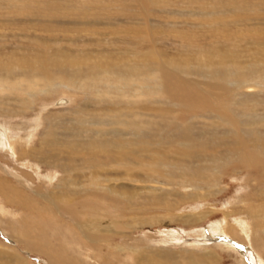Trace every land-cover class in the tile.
<instances>
[{"label": "bare ground", "instance_id": "bare-ground-1", "mask_svg": "<svg viewBox=\"0 0 264 264\" xmlns=\"http://www.w3.org/2000/svg\"><path fill=\"white\" fill-rule=\"evenodd\" d=\"M181 1L192 13L206 19L204 22L201 19L197 20L200 21L203 30H208L207 32L212 34H223L228 21L215 16L230 13L236 15L231 17V21L236 20V24L244 26V30L254 34L257 28L246 29V26L252 19L259 21L261 17L259 12L261 9L264 10V0ZM101 3L103 4L91 0H0V33L2 29L11 31L7 23L11 24L17 18H23L27 24L22 28L16 27L17 36L23 40L24 51L20 55L14 52L6 53L7 57L0 55V110H4L0 117L9 120L22 118L35 109L37 102L45 101L52 95L57 96L52 104L62 108L61 106L67 102L78 100L77 94L82 93L87 97L85 100L94 98L93 107L86 109V106H75L69 118L71 125L66 127L72 126L74 122L75 125H79V130L84 134L89 133L97 141L96 146L90 144L93 148L88 146L93 151L88 154L91 150H85L84 147L76 148L69 140H62L59 135L64 128L61 126L64 120L58 121V126H55L53 117L44 114L46 108L51 105L47 102L43 104L33 123L25 121L26 126L18 127L10 124L1 125V159L3 157L7 163L16 164V167L14 165L15 169L10 171L6 166L7 170L2 166L4 164H0V172L5 175L0 173V225H6L7 229L2 228L12 233L11 235L0 229L3 235L7 233L11 235L6 237L5 242L0 241V260H3L0 264H26L20 254L23 250L16 248L15 241L24 250L43 255L55 264H83L78 256L89 261L95 258L94 260L97 259L100 264L103 247L110 255L107 260L110 264H176L178 261L174 260L177 257L174 255L175 250L166 245L185 242L177 235L180 233L172 232L174 237L178 236L177 239L159 238L157 243L160 247L145 235L146 239L142 240L145 243H128L125 231L130 230L129 215L139 211L143 213L146 210L154 211L149 214L152 217L140 224L141 230L140 227L153 224L151 220L157 223L160 221L161 215L159 216L157 211H163L168 217L171 216L170 218L180 211L177 210L178 206L175 203L168 204V201L165 203L164 197L168 195L187 198L189 202L190 199L206 201L209 194L203 193L205 192L203 186L208 189L207 184H215L213 186L216 189L209 192L212 196H219L221 188L218 182L228 167L233 168L234 176L240 175L241 170L242 173L260 171L262 177L259 173L261 178L255 174L252 181L256 186H250L245 182L246 187L253 188L255 193L248 191L244 193L242 189L233 200L227 201L228 209L223 211H228L229 215L234 213V217L230 215L232 223L227 222L228 213H225L224 220L212 222L204 232V229L199 232L194 229L196 231L191 230L188 234L184 232L191 242L189 245L180 246L178 252L183 255L185 264H210L217 261L220 257L216 256L214 252L216 250L234 255L237 259L236 264H264L263 34L249 36L254 47L259 48L253 50L251 57H245L241 50L225 53L217 51L214 54L217 62L198 61L191 67L177 66L180 63H176L177 65L172 64L169 67L162 59V52L157 48L159 37L154 29L156 25H153L150 19V12L154 9L167 11L168 8L164 9L163 2L116 0L115 4L119 3L120 7L110 4L105 6V3L104 5ZM245 3L249 4L248 6L252 5L253 10L257 9L253 16L245 9ZM180 7L183 8L181 5ZM80 20L107 25H118V21L121 20L126 23V27L124 25L123 29L118 26L120 29L115 30L108 28L109 33L102 34L113 37L109 44H106L107 40L105 43L98 42L95 54L85 49L81 57H76L72 55L76 50L72 53L67 50L66 41H70L67 34L68 31H74L77 35L83 29L78 27L80 31L74 30V27L67 29L66 24L67 21H71L78 25L77 21L82 23ZM119 25L123 26L120 23ZM70 33V36H73V32ZM96 33H100L99 29L94 32ZM3 37L0 36V51L3 47L6 48L4 45L9 44ZM11 37L15 38L14 34L11 33ZM97 41L100 39H96L95 42ZM233 41L237 45L240 41L246 40L233 36ZM69 44H72V41ZM228 44L233 45L232 39H227L226 45ZM121 45L127 50L131 47L129 50L133 51L134 55L130 51L129 53L133 58L125 60L129 53L117 50L122 56L117 55L118 59L116 58L114 62L113 53L108 52ZM143 47L147 50H142ZM246 60L248 63L243 64L242 62ZM65 91L70 92V97L64 95ZM130 96L135 100H142L144 96L146 100V96H150L153 100L138 106L137 103L131 102ZM160 96L164 101H158ZM165 105L167 109L161 108ZM178 108H192L193 111L199 112L201 115L197 116L202 121L197 123L202 125L203 131L209 133L211 127L222 130L223 134L220 133L217 139L213 138V141L214 139L216 141H212L222 156L220 154L217 156L214 149L210 153L208 149L210 146H204L205 143L197 141L195 119L192 120V124L191 119L175 122L181 111H178ZM69 120H65V123H69ZM156 120L161 125L155 124ZM116 127L119 128L118 131ZM38 133L39 146L34 147L31 144ZM206 134L204 136H208ZM211 134L213 135V132ZM83 139H79L80 142ZM134 152L139 155L132 156ZM98 153L104 156L102 154L96 156ZM63 156L68 159L65 160ZM40 164L52 169L53 172L41 175L38 173L41 169ZM105 168H123L125 171H121L118 176L111 172L113 169L103 171ZM208 177H212L213 180H206ZM13 180L20 185L19 188L18 184L16 187L13 185L15 184L12 183ZM128 180L139 185V192L135 191L137 195H133L137 196L135 198L131 196L132 194L128 195L122 189L123 186L116 189L117 182ZM256 187H260L261 190L260 188L255 190ZM140 193L152 197L153 204L145 208L146 210L141 208L142 200L138 196ZM197 193L199 197H195ZM249 200L253 205L259 202L260 206L249 208L251 207ZM137 202L141 207L132 209L131 205H137L133 204ZM180 202L182 204L184 201ZM144 205H147V201ZM236 205H241L242 209L241 207L234 209ZM194 206L196 210L203 207L201 204ZM243 206H248L249 209ZM237 212L242 216H237ZM64 215L72 219L67 223L73 228L66 237H72L73 231L78 235V238L70 243L57 244L58 242H54L50 237L54 234L48 232L44 225L36 224L34 220L41 222L46 217L49 219L48 225L51 224L52 228H55L60 225L57 219L65 217ZM202 215L204 214H200ZM169 219L167 224L176 222L175 219L174 221ZM191 221L192 218H187L183 223L187 225ZM13 223L16 228L13 227ZM84 224L90 229L86 230ZM112 230L122 233V237H116L120 239L116 246L110 244V240L116 235L111 233ZM52 231L57 233V229ZM205 236L213 237L211 244L208 245L206 241L204 243ZM149 240L152 241L148 244ZM198 250L202 252L197 253ZM94 263L98 264L97 261Z\"/></svg>", "mask_w": 264, "mask_h": 264}, {"label": "rangeland", "instance_id": "rangeland-1", "mask_svg": "<svg viewBox=\"0 0 264 264\" xmlns=\"http://www.w3.org/2000/svg\"><path fill=\"white\" fill-rule=\"evenodd\" d=\"M92 1H100V2H103V4L102 5H104V3H105V6H107V5H112V6H116V7H120L121 5L119 4V3H117V5L115 4L116 3V0H91V2ZM157 2H163V4H165L164 5V9H167V11H164V12H162V11H160L159 10V8L158 9H154L153 11H151L150 13H151V15H150V19L153 21L152 22V24L153 25H156L155 27H154V29H155V32H156V34H157V37H159L158 38V40H159V42H158V45H157V48L159 49V51H161L162 52V59L165 61V62H167V64L169 65V67L172 65V64H174V65H177L176 63H180L179 65H177V66H180V65H182V66H184V65H187V66H189V67H191L192 65H195V63L196 62H203V61H209V60H213V61H215V62H217V57L216 56H214V54H215V52H217V51H219V52H222V53H225V52H236V51H242L243 52V54H245V57H251L250 55L255 51V49H259V48H255L254 47V45L252 44V42H251V36L252 35H262L263 34V36H264V10L263 9H258V11L257 12H259V10H260V12H259V14H261V17H260V19H259V21H255V20H253L252 19V21H249L248 22V24L249 25H247L246 26V29L249 27V28H251V27H254L255 29L257 28V31H256V33H254V34H252V33H250L248 30H244V26H242V27H240L239 26V24H236V20L233 22V21H231V17L232 16H234L235 14H232V13H230V14H228V15H222V16H215L216 18H224V19H226V20H228L227 21V25L225 26V28L223 29V34L222 33H214V34H212L211 32H207L208 30H203V28L201 27V24H200V21H198L197 19H201L203 22L206 20L204 17H200V15L198 14H196V13H192V11H191V9H188V8H186V6H184V5H182V3H184L183 1H181V0H156ZM165 1V2H164ZM182 2V3H181ZM78 4H79V2H78ZM180 5L183 7V8H181L180 7ZM246 5V6H245ZM249 4H247V3H245L244 4V7H245V9L247 10V12L250 14V15H254L255 14V12H256V10H253L254 8H253V6L251 5V6H248ZM170 7V8H169ZM250 9H249V8ZM178 8H180L179 10H178ZM252 8V9H251ZM170 9V10H169ZM263 10V11H262ZM160 11V12H159ZM162 12V13H161ZM254 12V13H253ZM263 13V14H262ZM236 16V15H235ZM20 19V18H19ZM18 18H17V20L16 21H14V22H12L11 24H10V22L9 23H7V27L9 28L10 27V30L12 31H9V29L7 30V29H2L1 30V33H0V36L1 37H3V38H6L5 40L7 41V43H9L8 44V46L7 45H4L6 48H2V50L0 51L1 53H0V55L1 56H3V57H7V54L8 53H18L19 55H20V53L22 52V51H24V48L22 47V46H24L22 43V41L20 40V37L19 36H17L18 34H17V30H16V27H24V26H26L27 24H25V21L24 20H22V19H20L19 20ZM79 21V20H78ZM77 21V23H79L81 26H79V24L78 25H76V24H74L73 22L71 23V21H67V24H66V27H67V29L69 28H71L72 29V27H74V30L76 29V30H79V29H77V27L78 28H82L83 30L81 31V33L80 34H75L74 33V31H68V34H67V36L69 35V37H67L68 38V40H70V41H66V45H67V50H69L70 51V53H72V51H74V50H76V51H74L73 53L74 54H72V55H76V57L78 56V57H81L82 55H83V50H88V51H90L92 54H95L96 52H97V46H96V43H98V42H100V43H105V41L107 40V43L106 44H109V41H110V39H112L113 37H110V36H105L104 34L105 33H109V30H111V29H120V28H123L124 29V25L126 24V23H124V21H121V20H119L118 22L120 23V24H122L123 26H121V25H119V23H118V25L117 24H110V25H107V24H105V23H101V22H98V24L97 23H91L90 21H88V22H85V20L83 21H81L82 23H84V24H82V23H80V22H78ZM24 23V24H23ZM251 24H253V25H251ZM14 25V26H13ZM87 25V26H86ZM114 25H117V27L116 26H114ZM120 28H119V27ZM11 27H13V28H15V29H13V28H11ZM76 27V28H75ZM87 27V28H86ZM94 29H93V28ZM125 27H126V25H125ZM97 28V29H96ZM108 28H109V30H108ZM174 28V29H173ZM92 29V30H91ZM98 29H99V31H100V33H96V34H94V32H96V31H98ZM101 29V30H100ZM96 30V31H95ZM104 30V31H103ZM80 31V30H79ZM89 31V32H88ZM108 31V32H107ZM173 31V32H172ZM8 32V33H7ZM70 32H73V36H70ZM258 32V33H257ZM6 33V35H4ZM11 33L12 34H14V36H15V38L14 37H11ZM102 33H104V34H102ZM211 33V34H210ZM10 34V35H9ZM3 35V36H2ZM82 36V37H80V36ZM145 35V34H144ZM251 35V36H250ZM10 36V37H9ZM79 36V38H76V37H78ZM101 36H102V38H101ZM233 36H237L238 38H244V40H246V41H244V42H239V44H237V45H235L234 44V41H233ZM250 36V37H249ZM70 37H72V38H70ZM74 37H75V39H74ZM104 37V38H103ZM107 37V38H106ZM110 37V38H109ZM90 38V39H89ZM100 39V41H97V42H95L96 41V39ZM166 38V39H165ZM72 39V40H71ZM103 39V40H102ZM109 39V40H108ZM227 39H232V43H233V45H226V43H227ZM12 40V41H11ZM76 40V41H75ZM14 41V42H13ZM16 41V42H15ZM71 41H72V44H69V43H71ZM91 41V42H90ZM94 41V42H93ZM102 41V42H101ZM75 43V44H74ZM92 43V44H91ZM69 44V45H68ZM77 44V45H76ZM88 44V45H87ZM117 44V43H116ZM213 44V45H212ZM9 45H11V46H9ZM21 45V46H20ZM75 45V46H74ZM85 45V46H84ZM93 45H94V47H96V48H94L93 47ZM15 46H16V48L17 49H15ZM70 46H72V48L70 47ZM76 46H78V47H76ZM84 48H83V47ZM88 46H91V47H88ZM215 47V48H212V47ZM20 47V48H19ZM75 47V48H74ZM86 47V48H85ZM118 47H120V46H117V47H115V48H113L112 49V51H110V52H108V53H113V58H114V62H116V60L118 59V56L120 55V56H122V54H120V52L119 51H117V50H120V51H122V52H124L125 54H127V52L129 53V51H130V53H132L133 54V51H131V50H127V48L126 47H123L122 45H121V47L118 49ZM123 47V48H122ZM22 48V49H21ZM82 48V50H80ZM87 48H89V49H87ZM92 48V49H91ZM181 48V49H180ZM147 50V48L146 47H143L142 48V50ZM19 50V51H18ZM145 50V51H146ZM254 50V51H253ZM82 51V52H81ZM117 51V52H116ZM107 52V51H106ZM115 52V53H114ZM4 53V54H3ZM7 53V54H6ZM82 53V54H81ZM102 53H104V52H102ZM116 53H118V54H116ZM128 54L129 56H125V60H127V58H128V60L129 59H131V58H133L132 56H130V55H132V54ZM6 54V55H5ZM17 54V55H18ZM208 54H213V56H209ZM249 54V55H248ZM118 55V56H117ZM134 55V54H133ZM9 56V55H8ZM117 56V57H116ZM14 57H18V56H14ZM130 57V58H129ZM117 58V59H116ZM166 58V59H165ZM215 58V59H214ZM116 59V60H115ZM202 59V60H201ZM243 64H247L248 63V60H246V61H244V62H242ZM65 93L66 94H64V95H69V93L67 92V91H65ZM60 94H58V96H59ZM68 97H70V95L68 96ZM77 97H79L78 98V100H76L75 102L74 101H71V102H67V104H65L64 106H61L62 108H60V107H58V106H56L55 107V105L54 104H52L55 100H56V98H57V96H51L50 98H46V100L45 101H41L40 100V102H37L36 103V105H35V109H33L32 111H30V112H28V113H26L25 115H24V117H20V118H13V119H6V118H4V117H0L1 119H0V127H1V125L3 126H6V125H13L14 127H18V126H26L25 124H26V122L27 123H29V122H31V123H33L34 122V119H35V117H36V115L38 114V112L42 109V107H43V104H45L46 102L48 103V104H51L50 106H48V108H46L47 110H46V112H44V114L45 113H47V115L48 114H50L49 116L51 117H53V123L55 124V126H58L57 124H58V121H60V120H64L63 122H64V124L65 125H63V122L61 123V126H62V128L63 129H61V132H60V135H59V137H61V139L62 140H65V141H68L69 140V143L71 144V145H73V146H76V148L77 147H79V148H82V147H84L85 148V150H88V151H90L89 153H88V151H86L85 153H86V156L88 155V154H90V153H92L93 151H92V149H90L88 146H90L91 148H93L91 145H94V146H96L97 145V141L95 140V139H93L92 137V135H89V133H87V134H84V132L82 131V130H79L80 128L78 127L79 125H75V123L74 122H72V126H69V127H66V126H68V125H71V123H70V120H69V118H71V114H72V112H71V110L72 109H74V107L75 106H78V105H82V106H86L85 108L86 109H92V107H93V105H92V103L94 102V98L92 97V99H89V100H85L87 97L86 96H84V95H82V93H79V94H77ZM130 99H132V101L131 102H135V103H137L138 104V106H140V105H142V104H147V102H150V101H152L153 100V98L152 97H148V96H146V100H145V96L142 98V100H135V99H133L131 96L129 97ZM159 98V100L158 101H160L161 102V100H163V97H158ZM165 98V97H164ZM65 99H67V98H65ZM49 100V101H48ZM166 100V99H165ZM88 101V102H87ZM164 101V100H163ZM162 101V102H163ZM46 103V104H47ZM140 103V104H139ZM70 104H72V105H70ZM77 104V105H76ZM87 104V105H86ZM9 105V104H8ZM39 106V107H38ZM41 106V107H40ZM54 106V107H53ZM81 106V107H82ZM160 106H162V105H160ZM1 107H4V106H2L1 105ZM80 107V106H79ZM168 108L166 105L165 106H163V107H161V108ZM65 108V109H64ZM62 109V110H61ZM179 110L178 111H180L179 112V114H178V120H176L175 122H177V123H180V122H184L185 121V119H186V121L188 120V119H191V124H192V120L193 119H195V121H194V124H195V128H196V136L198 137V142H203V144H204V146H210L211 148H208L209 149V152L211 153L212 152V149H214L213 151H215L217 154V156H222L223 154H221V153H219V151L217 150V149H215V144H213L212 143V141H213V138H216L217 139V137L219 136V135H221V134H223V132H222V130H220V129H215L214 127H211V131H209V133H207V131L205 130V131H203V129H202V125L199 123H197V122H200V121H202L201 119H199L198 118V116H200L201 114H199V112H197L196 110L195 111H193L194 109H192V108H189V109H184V108H178ZM185 110V111H184ZM188 110V111H187ZM2 111H4V110H0V113L2 112ZM190 111V112H189ZM67 112V113H66ZM194 112V113H193ZM53 114H54V116H53ZM58 114H60L61 115V117L62 118H60V115H59V117H58ZM197 114H198V116H197ZM63 115V116H62ZM113 115V114H112ZM65 116V117H64ZM182 117V118H181ZM64 118H66V119H64ZM54 119H56V120H54ZM131 119V118H130ZM3 120H4V122H3ZM33 120V121H32ZM65 120L66 121H68L69 120V123L68 122H66L65 123ZM183 120V121H182ZM26 121V122H25ZM56 121V122H55ZM113 123H115V121L113 120ZM155 124H158V125H161L160 123H159V121H157L156 120V122H155ZM181 125V124H180ZM74 126V127H73ZM78 127V129H76L77 127ZM66 127V128H65ZM70 128V129H69ZM72 128H74V129H72ZM118 127H116V130L118 131L119 130V128L117 129ZM198 128V129H197ZM201 128V129H200ZM64 129H66V130H64ZM256 129H257V127H256ZM258 129H260V126H258ZM63 130V131H62ZM79 131V133L77 132V131ZM42 131V130H41ZM40 131V132H41ZM66 131H68V132H66ZM73 131V132H72ZM215 131V132H214ZM39 132V133H40ZM64 132V133H63ZM74 134H72V133ZM76 132V133H75ZM83 134H82V133ZM201 132V133H200ZM208 134V136H204L206 133ZM213 132V135L211 134ZM39 133H38V135L36 134V137H34V139H33V141H32V146H34V147H38L39 145H38V138H39ZM66 133H68V134H66ZM70 133H71V135H70ZM81 133V134H80ZM214 133H217L216 135L214 134ZM221 133V134H220ZM206 134V135H207ZM66 135V136H65ZM67 135H69V136H67ZM199 135V136H198ZM212 135V136H211ZM64 136H65V138H64ZM81 136H83V137H80ZM70 137V138H69ZM75 137V138H74ZM86 139H85V138ZM88 137V138H87ZM90 137V138H89ZM112 137V136H111ZM204 137H206V138H204ZM209 137H211V138H209ZM67 138V139H66ZM76 139V140H74V139ZM82 140L83 138V141H81L80 142V140ZM108 138H110V136L108 137ZM71 139V140H70ZM89 139H91V140H89ZM208 139V140H207ZM212 139V140H211ZM216 139H214V141H216ZM87 140V141H86ZM71 141H72V143H71ZM91 141H93L92 143H90ZM213 141V142H214ZM79 142H80V144H79ZM86 142V143H85ZM209 142V143H208ZM78 143V144H77ZM84 143V144H83ZM88 143V144H87ZM76 144V145H75ZM91 144V145H90ZM207 144V145H206ZM212 144V145H211ZM87 145V146H86ZM214 148H213V147ZM94 150V149H93ZM88 153V154H87ZM102 154V153H101ZM101 154H97L96 156H101ZM220 154V155H219ZM0 155H1V153H0ZM103 156H104V154H102ZM139 154H137L136 152H134L133 153V155L132 156H138ZM93 156V155H92ZM63 158L65 159V160H67L68 158H66V156H63ZM3 160V161H2ZM0 164L2 165V164H4V165H2L4 168H5V166H6V168H8V170H14L15 169V167H16V164H10V163H7L6 161H5V159H3V157H2V159H1V156H0ZM6 164H8V165H6ZM12 165V166H11ZM14 165H15V167H14ZM8 166V167H7ZM41 166V167H40ZM40 168L41 169H39L38 170V173L40 172V174L41 175H45V174H47V172L49 173V172H53V170L52 169H48V167H46V166H44V165H42V164H40ZM233 167H235V166H233ZM5 168V169H6ZM109 169V170H108ZM111 168H105L103 171H111L112 169L114 170H112L111 172H113V174L114 175H118L119 176V174L121 173V171L123 172V171H125L123 168H112L111 170H110ZM115 169H117L116 171H115ZM119 169V170H118ZM120 169H122V170H120ZM235 169V168H234ZM7 170V169H6ZM136 170V169H135ZM138 170V169H137ZM233 168L232 167H228V169H226V170H224V172H223V176L221 177L220 176V180H219V182H218V184H219V187L221 188V193L219 194V196H212V194L209 192V191H213V190H215L216 188H214V186H215V184H212V185H209V184H207V188L208 189H206V186H203V188H204V191L205 192H203V193H205V195H208V198H209V196H210V198L208 199H205L206 201H202L201 199H190V202H189V199H185V198H179V197H177V196H172V195H168V196H166V197H164L165 198V200H166V204H167V201H168V204H170V203H175V205H177L178 207H177V210H180V211H178V213H176L175 215H173V217L172 218H170L171 216H169L168 217V215H165V213L163 212V211H157L156 213L160 216V221H158V223H157V221H155L154 222V220L152 221L151 220V222L153 223V224H149L148 226L147 225H145V226H142V227H140L141 228V230L139 229V226H140V224H142V222H145V221H147L148 219H149V217H152L151 215L149 216V214L151 213L152 214V212H154L153 210H146L145 208H148V207H150V206H152V204H153V202H152V197L151 196H144L143 194H139L138 196L140 197V199L142 200V207H141V204L139 203L138 204V202L137 203H133V204H137V205H131V208L132 209H137L139 206L144 210H146V211H144V213H143V211H139V212H137V213H134V214H130L129 215V228H130V230H127V231H125V232H123V233H125L126 235H127V237H128V243H136V242H143L145 239H146V237H148V238H150V239H152L154 242L153 243H155V244H158L157 243V240H159V238L161 239V238H168V237H171V238H175V239H177L178 238V236L177 235H180L179 236V238H181L182 240H185V242H180V243H178V244H175V243H173V245L172 244H167L166 246L167 247H169V248H171L172 250H175L174 251V255H177V257H175L174 258V260L176 259L178 262L176 263V264H185L183 261V255H181V254H179V248H181L182 247V245H189V243L191 242V240H190V238H188L185 234H188L191 230L192 231H202L203 229V232L204 231H206V229H207V227H208V225H210L212 222H215V221H222V220H224L225 218H224V216L226 217V215H225V213H228V211L227 212H225V211H223V210H226V209H228V207L226 206V204H228L229 202H227L228 200L229 201H231V200H233L236 196H237V194H238V191L239 190H241V192H242V189H244L243 191H244V193H246L247 191L248 192H252V193H255V191H253L254 189L253 188H247L246 187V183H248L250 186L252 185V186H256V183L255 182H252L253 181V179H254V177L256 176V177H258V178H261L262 177V173H260V171H257V173L256 172H253L252 173V171H249L250 173H248V171H243V173H242V170H241V174L239 175V174H236L235 176L233 175ZM239 171V170H238ZM118 172V173H117ZM237 172V171H236ZM246 172V173H245ZM1 173V172H0ZM134 173H137V172H135L134 171ZM221 173H222V171H221ZM248 173V174H247ZM258 173L260 174V176L261 177H259V175H258ZM2 174V173H1ZM254 174V175H253ZM256 174V175H255ZM2 175H4V174H2ZM232 175V176H231ZM247 177H246V176ZM5 176V175H4ZM240 176V177H239ZM7 177V176H6ZM207 177V176H206ZM249 177V178H248ZM8 179H11V178H9V177H7ZM209 178V179H208ZM208 178H206V180H213V178L212 177H208ZM247 179V180H246ZM15 181L13 180L12 181V183H14ZM124 182V183H123ZM246 182V183H245ZM252 182V183H251ZM16 184V185H15ZM15 184H13L15 187L17 186V184L18 183H16L15 182ZM131 184H134V185H131ZM135 184H137V183H135V182H131V181H119V182H117L116 183V189L117 188H120L121 189V186H123L124 188H122V189H124L127 193H128V195H131L132 197H137V196H133V195H137V193L139 192L138 190V188H139V185L137 184L136 186H135ZM214 185V186H213ZM241 185V186H240ZM19 184H18V186H17V188H19ZM135 188V189H133V187ZM138 186V187H137ZM141 186H144V185H141ZM245 186V187H244ZM242 187V188H241ZM130 188V189H129ZM260 188V187H256V189L255 190H258V189ZM128 189H129V192H128ZM167 189V188H166ZM247 189V190H246ZM253 189V190H252ZM133 190H134V192L136 191H138L137 193L135 192H133ZM208 190V191H207ZM252 190V191H251ZM260 190H261V188H260ZM121 191V190H120ZM216 194H218V192L217 191H214ZM247 192V193H248ZM130 193V194H129ZM207 193V194H206ZM198 195V193L196 194V196L195 197H199V196H197ZM144 196V197H143ZM202 196V195H201ZM173 197V198H172ZM175 197V198H174ZM233 197V198H232ZM145 198V199H144ZM149 199V200H148ZM181 199V200H180ZM231 199V200H230ZM179 200V201H178ZM184 201V202H182V204H181V202L180 201ZM185 200H186V202H185ZM198 200V201H197ZM143 201L146 203V201H147V205H144L143 206V204H145V203H143ZM178 201V202H177ZM197 201V202H196ZM188 202V203H187ZM251 202V200H249V203ZM178 203V204H177ZM209 203V204H208ZM254 203V202H253ZM148 204H150V205H148ZM199 204H201L203 207L201 208V210L200 209H197V210H199V211H197L196 209H194L193 208V206L194 205H199ZM211 204V205H210ZM260 203L259 202H257V204L255 203L254 205L252 204V203H250V205H251V207H249V208H254L253 206H260L259 205ZM181 205V206H180ZM213 205V206H212ZM184 206V207H183ZM209 206H211V207H209ZM195 207V206H194ZM206 207V208H205ZM226 207V208H225ZM237 207L238 208H240L241 207V209H242V206L240 205H236V206H234V209H237ZM243 207H246V208H248V206H243ZM208 208H210V209H208ZM246 208H244V209H246ZM248 208V209H249ZM256 208V207H255ZM193 209V210H192ZM203 209V210H202ZM214 209V210H213ZM212 210V211H211ZM217 210H219V211H217ZM196 211V212H195ZM194 212H195V214H194ZM202 212V213H201ZM205 212H207L206 214H205ZM208 212H209V214H208ZM211 212H212V215H211ZM222 212H223V214H222ZM186 213H190V214H187L186 215ZM196 213H198V214H196ZM146 214H147V216H148V218H147V216H146ZM178 214H179V216H178ZM200 214H204V215H202V216H200ZM240 213L239 212H237L236 213V215L237 216H242V214L241 215H239ZM181 215H183V216H185V217H181ZM196 215V216H195ZM209 215V216H208ZM230 215H233V217H234V213H231ZM229 215V213H228V215H227V218L228 219H226L227 220V222L228 223H232V217ZM65 217H61L59 220L57 219V223H60V225L58 226H55V228H52L53 227V225H51V224H49L48 225V221H47V219H46V217L43 219V220H41V222H40V220H36V219H34L35 220V222H36V224H41V225H44V228L48 231V232H50L51 234H54V235H50V237H52L53 238V241L54 242H58L57 244H63V242L64 243H70L73 239H77L78 238V235H77V233L75 232V231H73L72 233H71V235H72V237H70V238H67L66 236L68 235V232L69 231H71V230H73V228L70 226V225H68V223H69V220H72L71 218H66V215H64ZM137 216V217H136ZM145 216V217H144ZM178 216V217H177ZM189 216V217H188ZM197 216H200V218L199 217H197ZM130 217H133V218H130ZM168 217V218H167ZM175 217V218H174ZM194 217H197V218H194ZM206 217V218H205ZM231 217V218H230ZM244 217V216H243ZM137 220H136V219ZM161 218H162V220L163 221H161ZM167 218V220H165ZM170 218V219H169ZM187 218H192V220L194 221H191V222H189L187 225L186 224H184L183 223V220H187ZM199 218V219H198ZM204 220H203V219ZM208 218V219H207ZM66 219V220H65ZM135 219V220H134ZM147 219V220H146ZM168 219L169 220H173V219H175V221L176 222H173L172 224H167L166 222L168 221ZM183 219V220H182ZM196 219V220H195ZM198 219V220H197ZM45 220V221H44ZM49 220V219H48ZM60 220H62V221H60ZM134 220V221H133ZM139 220H141V221H139ZM231 222H230V221ZM174 221V220H173ZM34 222V221H33ZM68 222V223H67ZM134 222H136V223H134ZM139 222H141V223H139ZM163 222V223H162ZM172 222V221H171ZM138 223V224H137ZM155 223V224H154ZM131 225V226H130ZM134 225V226H133ZM229 225V224H228ZM15 226V223H13V227ZM51 226V227H50ZM84 226H85V228H86V230L87 229H90V227L89 226H87V225H85L84 224ZM6 228L7 229V227H6V225H0V229L1 230H4L3 228ZM14 228H16V227H14ZM136 228V229H135ZM185 228V229H184ZM206 228V229H205ZM55 229H57V233H54L52 230H55ZM194 229H196V230H194ZM1 230H0V241H2V242H5V240H6V237L8 236H11L12 235V233L11 232H8V231H10V230H4L5 232H8V233H10V234H6V235H3V231H2V233H1ZM136 230V231H135ZM181 230V231H180ZM130 231V232H129ZM175 231V234H176V232L177 233H180V234H177V235H175V237H174V235H173V233L172 232H174ZM180 231V232H179ZM96 231H93V233H95ZM118 232V233H117ZM184 232H186L185 234H184ZM113 235L114 234H116V235H114V237H113V239L112 240H110V244H112L113 246H116V245H118V243L120 242V239H118V238H116L117 236L118 237H122V233H121V231H120V233H119V231L117 230V231H114V230H112V232H111ZM144 233V234H143ZM57 234V235H56ZM64 234V235H63ZM143 234V235H142ZM58 235H59V237H58ZM121 235V236H120ZM146 237H145V236ZM61 236V237H60ZM164 236H166V237H164ZM186 236V237H185ZM63 238H65V239H63ZM115 238V239H114ZM211 238H213L212 236H205L204 237V239H203V241H204V243H205V241L208 243V245L209 244H211V240H213V239H211ZM62 239V240H61ZM143 240V241H142ZM152 240H149V241H147L148 242V244H149V242L150 241H152ZM53 242V243H54ZM143 243H145V242H143ZM151 243V242H150ZM152 243V244H153ZM55 244V243H54ZM147 244V243H146ZM14 245L16 246V248H20V250H23V252H21L20 251V254L22 255V257L25 259V261H26V264H55V263H51L49 260H48V258L47 257H45V256H43V255H39L38 253H32V252H30V250H24L22 247H19L20 246V244L18 245V243L15 241V243H14ZM151 245V244H150ZM154 245V244H153ZM164 245H165V243H164ZM172 245V246H171ZM157 246V245H156ZM158 246H159V244H158ZM181 246V247H180ZM160 247V246H159ZM104 249V247L102 248V251H101V255H100V257L102 258L101 259V261H99L100 262V264H110L109 263V261H107L108 259H109V257H110V255L107 253V250H103ZM26 251V252H25ZM72 251H76V250H72ZM28 252V253H27ZM202 251L201 250H198V252L197 253H201ZM215 252V254H217L216 256L217 257H220L219 258V260H217V261H213L212 263H210V264H236L237 263V259H236V257L234 256V255H232L231 253H226V252H223V251H221V250H216V251H214ZM105 253H106V256H107V258H106V256H105ZM123 254V253H122ZM121 254V255H122ZM124 255V254H123ZM181 255V256H180ZM25 256V257H24ZM208 257L210 256V255H207ZM105 257V258H104ZM204 258H206L205 256H204ZM4 259V258H3ZM78 259L80 260V261H82V263L83 264H96V263H94V262H96L97 261V263H98V260L96 259V261L94 260L95 258H92L90 261L87 259V258H85V257H82V256H78ZM5 260V259H4ZM0 261H3V260H0ZM103 261V262H102ZM102 262V263H101ZM108 262V263H107ZM99 264V263H98Z\"/></svg>", "mask_w": 264, "mask_h": 264}]
</instances>
